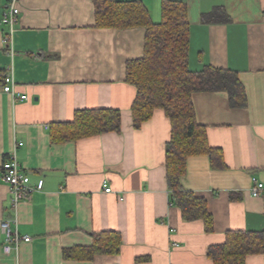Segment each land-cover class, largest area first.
<instances>
[{"label": "crops", "instance_id": "crops-1", "mask_svg": "<svg viewBox=\"0 0 264 264\" xmlns=\"http://www.w3.org/2000/svg\"><path fill=\"white\" fill-rule=\"evenodd\" d=\"M95 1L19 0L11 52V27L2 23L8 0H0V264H214L208 249L224 243L227 232L264 233V189L251 193L252 177L264 183V0H172L187 6L190 70L235 71L247 94L241 108L223 91L193 95L196 119L222 151L224 167L192 155L182 181L207 199L212 232L202 220H184L170 202L165 111L134 126L137 90L127 81V63L144 56L145 28L96 27ZM142 1L160 22L164 0ZM216 8L226 19L204 22ZM10 68L27 100L14 101L4 90ZM92 109L119 110L121 132L52 141L53 124ZM15 147L31 183L44 180L16 213L2 169ZM6 220L32 237L10 254L3 250ZM102 232L121 234V251L89 258L87 248ZM246 264H264V252Z\"/></svg>", "mask_w": 264, "mask_h": 264}, {"label": "trees", "instance_id": "trees-1", "mask_svg": "<svg viewBox=\"0 0 264 264\" xmlns=\"http://www.w3.org/2000/svg\"><path fill=\"white\" fill-rule=\"evenodd\" d=\"M95 2L96 27L145 28L144 56L127 63V81L137 90L132 106L134 126L140 128L158 109L165 111L172 128L166 150L170 202L180 209L184 220H202L206 230L212 232L214 217L207 199L185 188L182 181L187 172V160L192 155H209L213 168L224 167L222 151L209 144L206 127L196 119L193 95L223 91L228 93L234 107H244L247 94L239 74L212 65L201 71L190 70V23L185 3L164 0L162 19L154 22L142 0ZM224 19L226 15L221 8L203 16L206 23ZM121 130L119 110H81L76 112L72 122L53 124L51 137L53 142L77 141ZM121 246V234L102 232L94 236L87 252L89 258L97 254L114 255L120 253ZM263 252V232L232 230L227 232L224 243L210 246L207 255L214 264H246L249 255Z\"/></svg>", "mask_w": 264, "mask_h": 264}, {"label": "built area", "instance_id": "built-area-1", "mask_svg": "<svg viewBox=\"0 0 264 264\" xmlns=\"http://www.w3.org/2000/svg\"><path fill=\"white\" fill-rule=\"evenodd\" d=\"M19 0H8V9L9 11L4 12L2 23L11 27V35L7 36L6 44L13 52V32L14 24L17 18V15L20 13V8L18 6ZM5 87L4 90L11 94L14 101L18 100H27L28 96L26 94L19 95L15 89V78L13 68H10L9 71L5 74ZM22 145L18 143L17 146ZM3 179L9 185L11 194H12V206L14 212H17L18 205L21 201L28 198L31 194L36 191H41L44 187V180L40 179L37 184H32L29 175L25 174L21 170V166L17 160L16 156V147L15 151L11 154L9 159L3 164ZM264 189V183L259 181L256 177H252V188L251 193L254 196H259ZM107 192H111L112 188L107 187ZM17 222V219H16ZM1 228L6 235V243L3 247V250L6 254H10L13 251L19 249L20 244L24 242H30L32 237L29 235H21L19 231L13 230L10 225V221H3L1 223Z\"/></svg>", "mask_w": 264, "mask_h": 264}]
</instances>
